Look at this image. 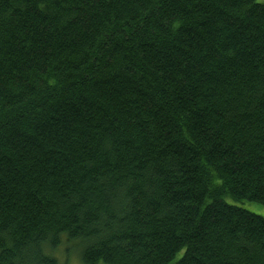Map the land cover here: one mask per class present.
<instances>
[{
    "label": "trees",
    "instance_id": "obj_1",
    "mask_svg": "<svg viewBox=\"0 0 264 264\" xmlns=\"http://www.w3.org/2000/svg\"><path fill=\"white\" fill-rule=\"evenodd\" d=\"M245 202L264 2L0 0V264H264Z\"/></svg>",
    "mask_w": 264,
    "mask_h": 264
},
{
    "label": "rangeland",
    "instance_id": "obj_2",
    "mask_svg": "<svg viewBox=\"0 0 264 264\" xmlns=\"http://www.w3.org/2000/svg\"><path fill=\"white\" fill-rule=\"evenodd\" d=\"M259 2H264V0H258ZM245 208L250 211L264 216V205L257 202H245L242 204ZM44 252L48 255L54 256L58 264H85L81 259V248L76 242L67 240L63 238L61 244L56 248L44 245ZM182 254V253H181ZM98 264H107L105 262H100Z\"/></svg>",
    "mask_w": 264,
    "mask_h": 264
}]
</instances>
